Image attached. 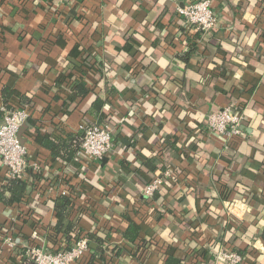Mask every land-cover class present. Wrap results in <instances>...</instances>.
<instances>
[{"label":"crops","instance_id":"crops-1","mask_svg":"<svg viewBox=\"0 0 264 264\" xmlns=\"http://www.w3.org/2000/svg\"><path fill=\"white\" fill-rule=\"evenodd\" d=\"M187 1L0 0V124L7 87L13 109L28 113L20 137L29 162L49 168H29L25 201L0 202L1 235L10 224L26 244H67L54 233L62 173L72 195L65 224L105 240L103 252L89 242L73 264H215L221 249L240 251L241 264H264V0H212L219 23L211 34L183 25L177 6ZM192 40L186 63L180 57ZM70 73L85 80L86 97L71 90ZM25 94L30 103L21 102ZM97 98L105 104L95 115ZM229 105L246 120L243 136L228 142L205 123ZM84 124L114 128L102 160L84 169L85 161L45 147L44 136L69 141ZM151 157L179 177L146 202L152 173L143 161ZM8 176L0 159V186ZM127 217L140 225L134 243L124 237ZM25 252L3 240L0 264H23Z\"/></svg>","mask_w":264,"mask_h":264},{"label":"built area","instance_id":"built-area-1","mask_svg":"<svg viewBox=\"0 0 264 264\" xmlns=\"http://www.w3.org/2000/svg\"><path fill=\"white\" fill-rule=\"evenodd\" d=\"M177 12L183 25L206 34H211L219 23V16L213 9L212 0H188L182 6H177ZM4 112L0 124V159L6 167L9 176H19L23 180L29 179V168L34 174H48L49 168L37 162L31 164L28 159V147L20 140L19 132L28 118L24 107L14 109L1 108ZM244 114L237 108L229 105L219 111L210 113L206 118V130L225 138L228 142L243 136L242 123ZM83 139L76 155L79 161L91 164L102 160L113 148V130L109 124H84L80 126ZM46 167L47 170H41ZM57 182L60 194L72 196L68 182L63 181L64 174L60 173ZM57 177V176H56ZM54 177L52 180H55ZM176 172L168 168L163 174L155 176L143 190L145 197H153L162 186L173 185L177 182ZM237 201L228 203V210L236 214ZM7 241L14 247L25 249L26 256H30L34 264H73L84 260L90 251L89 239L81 236L69 249L50 250L40 246L26 244L23 238L6 233L0 234L2 241ZM243 254L236 249H221L216 255L215 264H241Z\"/></svg>","mask_w":264,"mask_h":264},{"label":"trees","instance_id":"trees-1","mask_svg":"<svg viewBox=\"0 0 264 264\" xmlns=\"http://www.w3.org/2000/svg\"><path fill=\"white\" fill-rule=\"evenodd\" d=\"M201 32V31H199ZM196 46L197 44L192 40L190 44L188 45V49L185 51V53L180 57L183 59L186 63L190 61V58L192 55H194L196 51ZM105 71L109 74L112 73V68L104 64L103 65ZM69 77V85L71 87V90L75 91V93L80 96V97H86L89 94V90L86 87V82L85 80L79 76L78 74L74 75L73 73L68 74ZM65 75L59 76V80L57 81L58 85H62L64 81ZM14 91L10 88L5 87L3 89V100H4V105L3 107L6 109H13V106L9 104L10 99L13 97ZM21 102L22 103H30V94H25L21 96ZM105 104V101L101 100L100 98H97L90 109V112L92 114H99L101 109L103 108V105ZM242 111V109H237ZM244 114V121L246 120V114L244 111H242ZM2 117L4 116V112L1 110ZM28 119V118H27ZM43 143L45 147L50 149L51 153L53 156L60 157L63 160L67 162H71L74 160L76 157L81 141L83 139V135L81 133L77 134L76 136H72V138L69 139V141H54L50 139L48 136L43 137ZM166 144H169L175 149V152L178 153L180 146H177L175 142H171L170 139H166ZM143 165L149 170V172L152 173V176L146 181L144 184L143 188L145 189L148 183L151 181L152 178L155 176H159L163 174L168 168L165 166V163H160L156 160V158L151 157L147 158L146 160L143 161ZM88 167V164L85 165L84 169ZM28 186H29V180H23L19 176H8L6 183L2 184L0 186V202L3 203L4 205L7 206H14L15 204L22 203L25 201L27 198L28 194ZM143 189V190H144ZM166 186H162L160 190L153 196V197H145L141 196L140 198H143L146 202H149L153 199H156L157 196L163 195L162 193L166 192ZM71 191V190H70ZM72 207V200L71 197L59 194L58 197L55 198V211H56V217L57 221L54 226V233H63L64 236L66 237L67 244L63 247L64 249H69L71 247L72 242L74 243L79 239V237L83 236L81 235L80 231L78 234L74 233L75 229V224L73 222H68L65 224L64 219L70 215L69 210ZM168 208V207H167ZM129 221V225L124 232V237L127 241L134 243L138 238H139V233H140V225L132 220L130 217H127ZM8 231L7 233L14 235V236H19L18 231H16V227L10 224L8 225ZM78 231V229H76ZM1 231V229H0ZM90 244L91 242L95 243V247L101 252H103V244L105 243V240L98 237L94 233H88L86 236ZM26 241V240H25ZM32 242H35L34 240L28 239L27 243L28 245L33 244ZM141 246L138 247V250H141V248H145V241H142L140 244ZM61 247V243L59 245V249ZM58 248H54L56 250ZM112 249V248H111ZM116 249V248H115ZM114 249V250H115ZM23 264H34L33 260L31 259L30 256H24Z\"/></svg>","mask_w":264,"mask_h":264},{"label":"water","instance_id":"water-1","mask_svg":"<svg viewBox=\"0 0 264 264\" xmlns=\"http://www.w3.org/2000/svg\"><path fill=\"white\" fill-rule=\"evenodd\" d=\"M24 124H25V123H24ZM24 124L22 125V127L24 126ZM22 127H21V129H20V132H21V130H22ZM20 132H19V137H20ZM20 140L22 141L21 137H20Z\"/></svg>","mask_w":264,"mask_h":264}]
</instances>
